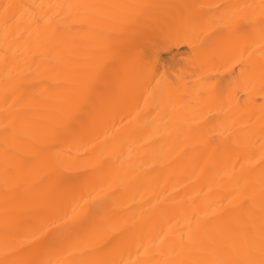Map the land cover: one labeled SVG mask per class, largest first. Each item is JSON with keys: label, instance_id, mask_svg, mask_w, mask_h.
Here are the masks:
<instances>
[{"label": "bare ground", "instance_id": "1", "mask_svg": "<svg viewBox=\"0 0 264 264\" xmlns=\"http://www.w3.org/2000/svg\"><path fill=\"white\" fill-rule=\"evenodd\" d=\"M0 264H264V0H0Z\"/></svg>", "mask_w": 264, "mask_h": 264}]
</instances>
